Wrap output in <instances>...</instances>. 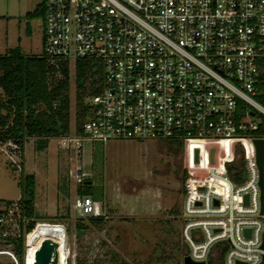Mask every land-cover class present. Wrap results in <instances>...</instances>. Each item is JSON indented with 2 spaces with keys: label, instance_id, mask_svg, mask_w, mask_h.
I'll return each instance as SVG.
<instances>
[{
  "label": "built area",
  "instance_id": "2783aa9c",
  "mask_svg": "<svg viewBox=\"0 0 264 264\" xmlns=\"http://www.w3.org/2000/svg\"><path fill=\"white\" fill-rule=\"evenodd\" d=\"M41 8L47 60H91L100 70L81 134L58 138L60 148L77 158L86 140L179 145L183 255L264 264V107L253 99L264 77V0H42ZM11 148L8 163L23 174V152ZM73 178L82 182L79 170ZM19 201L0 211V254L14 264L9 241L26 222ZM72 208L101 216L94 194Z\"/></svg>",
  "mask_w": 264,
  "mask_h": 264
},
{
  "label": "rangeland",
  "instance_id": "374dc122",
  "mask_svg": "<svg viewBox=\"0 0 264 264\" xmlns=\"http://www.w3.org/2000/svg\"><path fill=\"white\" fill-rule=\"evenodd\" d=\"M41 3L0 0L1 52L19 46L24 56L41 55L42 17H27L39 10ZM75 95L74 65L69 62L71 134L76 125ZM257 117L261 121L262 117ZM12 149L0 143V211L19 196L20 173L11 168L7 157ZM22 152V173L34 177L38 212L34 230L58 242L61 262L66 255L67 264H182L183 174L176 144L130 140L102 144L86 140L79 157L74 158L60 148L58 138L49 139L42 151H36L35 139L28 138ZM76 170L82 177L80 184L73 178ZM77 191L100 197V224L74 213L72 204L80 196ZM4 248L0 241V249ZM24 254L25 247L22 258ZM0 264L14 263L0 254Z\"/></svg>",
  "mask_w": 264,
  "mask_h": 264
},
{
  "label": "trees",
  "instance_id": "16d2710c",
  "mask_svg": "<svg viewBox=\"0 0 264 264\" xmlns=\"http://www.w3.org/2000/svg\"><path fill=\"white\" fill-rule=\"evenodd\" d=\"M42 14L40 6L39 10L27 14V17H42ZM68 64L67 60L49 62L43 50L39 57L24 56L19 46L0 51V143L15 147L22 153L25 140L34 138L35 150L42 151L49 139L71 134L67 96ZM73 65L77 112L72 134L80 135L81 125L89 116L90 98L97 92L95 85L100 80V70L91 60L77 59ZM262 80L255 99L264 107V77ZM176 146L180 151V146ZM18 190L20 214L26 222L23 234L9 242L12 243L11 251L17 264H22L24 235L27 234L25 244L33 245L37 240V231L34 230L33 175L20 174ZM77 193L80 196L88 194L82 191ZM88 219L94 224L102 221L100 217ZM77 234L80 235L79 232Z\"/></svg>",
  "mask_w": 264,
  "mask_h": 264
},
{
  "label": "water",
  "instance_id": "95a60500",
  "mask_svg": "<svg viewBox=\"0 0 264 264\" xmlns=\"http://www.w3.org/2000/svg\"><path fill=\"white\" fill-rule=\"evenodd\" d=\"M254 148H255V161L259 172V179H258V185L259 189L261 188V176H262V141L260 139L254 140ZM196 150L194 151V161H196ZM260 203L262 202L261 193L259 196ZM41 225L49 226L50 224H44L41 223ZM55 224H51L50 227L54 228ZM246 235H248V232H244ZM57 259V249L56 244L51 242L50 240H41L39 244L37 245L36 249L33 252V263L32 264H56ZM182 264H203L200 263H194L188 259L187 256L183 255ZM236 264H243L240 262H237Z\"/></svg>",
  "mask_w": 264,
  "mask_h": 264
},
{
  "label": "bare ground",
  "instance_id": "6f19581e",
  "mask_svg": "<svg viewBox=\"0 0 264 264\" xmlns=\"http://www.w3.org/2000/svg\"><path fill=\"white\" fill-rule=\"evenodd\" d=\"M50 226V225H49ZM55 226H58V225H55ZM58 227H60V226H58ZM61 228V227H60ZM64 232V231H63ZM36 236H37V240H36V242H35V244H33V245H28V244H25L26 246H25V250H26V253H25V264H31L32 263V261H33V252H34V250L36 249V247H37V245L39 244V242L41 241V240H45V239H47V240H50L51 242H53V243H55L56 244V249H57V259H58V261L61 263V261H60V253H59V244H58V242L57 241H55V240H53L51 237H48V236H46V235H43V234H41V233H39V232H36ZM64 244H65V242H64Z\"/></svg>",
  "mask_w": 264,
  "mask_h": 264
},
{
  "label": "crops",
  "instance_id": "0c3cea01",
  "mask_svg": "<svg viewBox=\"0 0 264 264\" xmlns=\"http://www.w3.org/2000/svg\"><path fill=\"white\" fill-rule=\"evenodd\" d=\"M33 208H34V213H35V215L38 216V212H37V210H36V202H35V200L33 201ZM41 212H42V211H41Z\"/></svg>",
  "mask_w": 264,
  "mask_h": 264
}]
</instances>
